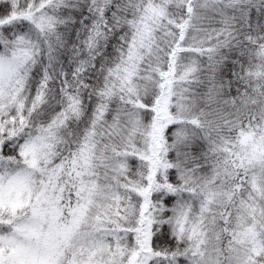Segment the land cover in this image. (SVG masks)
I'll return each mask as SVG.
<instances>
[{
    "label": "snow or ice",
    "instance_id": "obj_1",
    "mask_svg": "<svg viewBox=\"0 0 264 264\" xmlns=\"http://www.w3.org/2000/svg\"><path fill=\"white\" fill-rule=\"evenodd\" d=\"M0 264H264V0H0Z\"/></svg>",
    "mask_w": 264,
    "mask_h": 264
}]
</instances>
